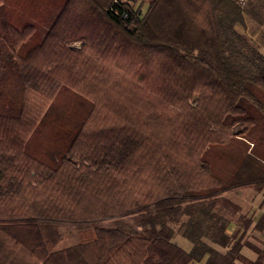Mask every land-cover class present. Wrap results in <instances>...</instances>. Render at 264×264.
Listing matches in <instances>:
<instances>
[{"label": "trees", "instance_id": "16d2710c", "mask_svg": "<svg viewBox=\"0 0 264 264\" xmlns=\"http://www.w3.org/2000/svg\"><path fill=\"white\" fill-rule=\"evenodd\" d=\"M27 1L0 0V264H264L219 210L264 198V0Z\"/></svg>", "mask_w": 264, "mask_h": 264}, {"label": "rangeland", "instance_id": "374dc122", "mask_svg": "<svg viewBox=\"0 0 264 264\" xmlns=\"http://www.w3.org/2000/svg\"><path fill=\"white\" fill-rule=\"evenodd\" d=\"M63 0H30L27 1L25 8V11L31 12L34 11L36 14H38L41 17L48 18L50 13H52V10L54 7H57L59 3H61ZM149 0H134V3L136 6L143 4V9L146 10L148 6ZM42 19V18H41ZM43 20V19H42ZM80 43H78L79 45ZM228 201L233 202H243L246 204L248 201V204H254L259 205L260 201H263V194L261 192H256L254 190H251L249 188L246 189H238L235 191L228 192L227 195ZM260 207H264V201L259 205ZM105 226H117V227H126L128 229H134L135 222L133 218H126V219H112L108 220L102 223ZM77 227L76 225H73ZM75 227H73L75 229ZM76 238H78L76 236ZM175 239L178 241V243L183 246L186 249L191 248V242L189 239H187L182 234H177L175 236ZM248 241L252 244H258L260 245V242L258 239L255 238H249ZM68 242V241H66ZM65 241H63L64 245Z\"/></svg>", "mask_w": 264, "mask_h": 264}, {"label": "crops", "instance_id": "0c3cea01", "mask_svg": "<svg viewBox=\"0 0 264 264\" xmlns=\"http://www.w3.org/2000/svg\"><path fill=\"white\" fill-rule=\"evenodd\" d=\"M250 26L252 27L253 24L250 23ZM263 199L264 198H262V200ZM263 201H260L259 205L263 203ZM259 205L256 206L254 204H248V201L246 202V204H244L243 202H238V201L233 202L232 201L230 203V207L227 206V203L220 205L219 207L220 212L223 213L226 217H228L229 220L231 221V224L229 228L227 229V232L229 234L235 233L236 230L239 228L238 222L240 220V217L242 215H246L250 219V226L247 229V231H245L244 233V236H243L244 240L248 241L249 238H255V239H258L264 242V231L263 233H261L260 231L256 229V225L259 224L260 220L264 217V207L263 206L260 207ZM242 232L243 230H241L239 234H241ZM242 251L249 258H253L255 256V252L253 248L244 247ZM196 264H202V263H196Z\"/></svg>", "mask_w": 264, "mask_h": 264}, {"label": "built area", "instance_id": "2783aa9c", "mask_svg": "<svg viewBox=\"0 0 264 264\" xmlns=\"http://www.w3.org/2000/svg\"><path fill=\"white\" fill-rule=\"evenodd\" d=\"M241 1H245V0H241Z\"/></svg>", "mask_w": 264, "mask_h": 264}]
</instances>
